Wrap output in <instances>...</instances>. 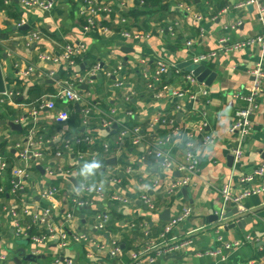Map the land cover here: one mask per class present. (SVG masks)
<instances>
[{
    "label": "crops",
    "instance_id": "1",
    "mask_svg": "<svg viewBox=\"0 0 264 264\" xmlns=\"http://www.w3.org/2000/svg\"><path fill=\"white\" fill-rule=\"evenodd\" d=\"M47 1L53 2L48 12L25 9L20 0H3L4 6L0 8V66L5 91L13 93L0 104V122L22 126L21 131H13L7 124L0 123V141L5 143L0 158L10 171L22 167L14 145L24 140L30 129L35 130L37 147L42 151L40 159L31 160L28 175L22 179V189L16 194L11 193V173L0 177V189L8 186L5 196L0 197V253L6 256L4 264H65L67 259H71L72 264L128 263L131 252L143 248L145 239L140 224L146 223L148 237L159 243L165 224L185 206L192 209L190 217L167 234L166 242L191 238V245L183 251L158 257L153 264H247L249 260L264 264V193L243 200L247 213L237 219L250 217L251 220L230 229L229 225L235 220L221 217L223 205L219 192L220 186L227 182L231 183L234 193L254 185L242 184L239 178L264 163V86L258 97L260 109L252 117L251 132L245 137L230 133L234 112L240 104L236 95L246 92L252 82L250 72L260 59L259 47L227 52L219 45V39L227 37L229 42H235L262 34L264 14L261 23L254 6L237 7L246 0H149L148 3L144 0L143 5H139V0H111V12L102 21L107 32L100 29L86 32L79 13L81 0ZM259 1L264 3V0ZM182 4L188 5V11L180 6ZM197 16L199 20L195 19ZM121 18L126 19V29L145 32V38L123 39L119 33ZM19 23L27 25V29H19ZM31 31H40L41 38L27 46L26 35ZM64 44L85 47V53L76 59L72 69L58 59ZM124 46L131 49L125 52ZM208 52L216 53L203 63L216 74L211 84L206 85L196 78L193 84L185 82L182 74L188 72L178 68V64L192 62L193 57ZM3 54L6 58H2ZM41 55L47 58L41 59ZM158 61L174 64L180 71L170 69L149 88ZM96 63L101 70L78 85L81 103L55 99L54 109L36 108V101L54 93L63 80L75 73L85 74ZM30 68L32 71L24 75ZM50 73H53L51 77ZM116 80H121L123 85L116 86ZM202 84L207 90L205 96L200 92L196 94ZM83 85L87 87L82 88ZM33 88L37 92L31 91ZM183 88L190 90L183 97L172 94ZM194 92L196 96L192 99L189 95ZM84 109H88L86 122H83ZM60 111L68 114L65 123L54 120ZM157 115L171 119L177 132L169 135V125H150ZM105 121L116 123L118 134L112 133L111 127H103ZM123 127L128 131L119 139ZM134 128L139 129L137 144L132 142ZM188 134H192L191 151L198 160V167L188 185L168 196V185L181 176L176 166L183 162L188 150L184 145ZM209 134L215 136V143L204 145L202 139ZM168 135L169 142L158 145ZM74 136H90L89 145H109V154L96 161L115 158L116 163L100 166L93 175H82L83 166L90 160L88 155L79 160L76 151L87 154L92 147H74L61 157L54 156L62 141ZM238 145L241 156L239 160L233 157L229 163L227 157L233 156V149ZM155 150L165 154L164 160L172 164L170 170L163 168L164 160L155 156ZM47 168L53 172L50 174ZM113 180L118 183H112ZM84 182L103 185L105 194H82L80 186ZM42 187L57 189L52 201L40 198ZM147 188L155 202L154 210H149L139 200ZM113 193L127 197L128 204L112 199ZM79 202L83 204L78 205ZM45 206L51 208L54 228L69 233L87 232L91 239L69 243L65 248H60L55 240L41 246L28 242L27 248L18 244L11 211L26 226L32 215ZM233 207H227L224 214ZM166 209L169 210L168 221L160 218ZM101 213L107 214V222L103 230L95 231L93 219ZM68 214L71 217L68 218ZM132 223L134 227L130 226ZM217 227L226 242L249 237L243 246L230 252L228 262H222L221 255L205 254L217 246L214 233ZM112 242L122 250L116 258L107 253ZM99 246L104 248L99 249ZM21 248L27 254L35 248L37 254H31L33 260H24L19 254Z\"/></svg>",
    "mask_w": 264,
    "mask_h": 264
},
{
    "label": "built area",
    "instance_id": "2",
    "mask_svg": "<svg viewBox=\"0 0 264 264\" xmlns=\"http://www.w3.org/2000/svg\"><path fill=\"white\" fill-rule=\"evenodd\" d=\"M82 8L80 9V16L83 18V30L88 32L93 29H100L103 33L107 32V28L102 25V21L104 17L107 16L111 12V0H81ZM126 2L127 0H122ZM144 0H139V5H143ZM20 5L25 9H39L44 12H48L53 8V2L47 0H20ZM181 7H185L184 9L188 11V5L182 4ZM246 6H254L257 12L258 21L262 23L263 14H264V3L259 0H246L240 3L237 7H246ZM199 20L200 17L197 16L195 18ZM126 24V19L121 18L120 20V35L123 39H131L134 41L143 40L146 36L145 32H139L138 30L133 31L130 29H126L124 26ZM239 24V22L237 23ZM23 25V23L17 24L18 27ZM41 38L40 31H31V33L26 35V45L29 46L33 42L39 41ZM187 45L190 46L191 42L188 41ZM219 45L222 46V49L227 52H234L245 47H253L257 45L260 51V59L256 63L255 67L251 70L250 74L252 76V82L246 92L238 93L236 95L239 100V106L236 108L234 112V117L232 124L230 126V133L237 134L240 137L247 136L252 129V117L253 115L260 109L259 95L264 86V32L255 37H249L242 41L229 42V38L221 37L219 39ZM85 53V47L83 44H64L61 48V53L59 56V60L64 62L67 68L72 69L76 65V59L78 57L83 56ZM215 52H208L203 54H198L193 57L192 63L195 64H203L215 57ZM41 59H46L47 56L41 55ZM55 59V60H58ZM170 69H173L176 73H179V69L174 64H169L164 61H158L157 67L155 68L152 76L150 77V81L148 83L149 88H153L155 83L159 82L161 77L168 73ZM99 70H101V66L99 63H96L92 66L85 74L75 73L71 75L69 78L62 81L58 89L48 96H43L36 101V108L42 109H54L55 108V99H66L74 104L81 103L82 97L80 91L78 89V85L84 81L91 79ZM32 71V68L24 72V75H27ZM53 73L49 74L51 77ZM182 79L185 82L193 84L195 82V77L191 73L182 74ZM116 86H122L123 83L121 80H116ZM203 86V84H202ZM187 88H183L179 91H174L172 94L174 96L183 97L186 93H189ZM201 93L203 96L207 95V90L203 86L202 88L196 91L197 93ZM12 92L0 93V104H4L5 100H8L12 97ZM158 96V95H157ZM190 98H195V92L189 95ZM84 120L86 122V116L88 114V109L83 110ZM68 118V114L66 111H60L54 117V120L57 123L66 122ZM21 121V119L16 120ZM113 124V121H105L102 126L105 128H110ZM166 125L170 126L171 131L169 135L177 132L176 126H174L173 121L171 119L165 118L163 116H155L152 119L150 125ZM138 128L133 129L134 138L132 140L133 144H137L139 142L140 136L138 135ZM128 130L123 127L120 132L119 139L127 132ZM167 136L164 141L158 142V145H164L166 142H169L170 136ZM36 134L34 129H30L24 140L21 142L15 143V148L17 149L19 159L22 161V167L12 168L11 173V193L16 194L20 189H22V179L27 177L28 168L31 160H37L42 157V151L37 147V142L35 140ZM204 145H213L215 143L214 135H205L203 137ZM92 138L90 136H74L73 138H67L62 141V143L58 146V148L54 151L55 157H61L64 152L73 150L74 147L84 146L85 144H90ZM185 147L188 149L184 160L182 163L176 166V170L181 174L180 178L172 181L167 187V195L173 194L179 188L188 185L191 182V176L196 172L198 167V160L196 156L192 153L191 148L193 147L192 134H188L186 136V140L184 142ZM109 145L103 144L102 152L97 150H89L87 154L81 150H77V156L79 160L85 158L88 155V159L90 162L92 160L104 159L109 154ZM156 157H162L165 159V154L161 151H154ZM241 156V150L239 145L236 149H233V157L235 160H239ZM104 157V158H103ZM6 162L0 158V177L7 170ZM163 168L165 170H170L172 168V164L164 160ZM48 172L51 174L53 171L50 168H47ZM264 177V163L257 166L251 173L242 175L239 178V182L242 184H254L248 188H244L239 192H233L231 190V183L227 182L220 186L219 192L222 199V210L221 216L226 211L227 207L233 205L237 208L238 215L242 216L247 213V209L243 206V200L251 195L264 193V181L262 180ZM18 181H15V179ZM261 180L259 183L257 181ZM112 183H118L117 180H113ZM149 189L147 188L145 192L141 194L139 200L146 205L149 210H154L156 208L154 199L149 194ZM80 190L84 195L94 194L96 196H102L105 194V187L99 184H91L88 182H84L80 186ZM57 193V189L55 187H42L40 191V198L49 202L52 201L55 194ZM112 199L119 202L120 204H128L129 199L127 197L121 196L117 193L112 194ZM82 202H79L78 205H82ZM192 213V209L189 206H185L181 212L170 219L164 226L162 232L159 234L158 239L159 243H156L155 239H151L148 237V225L146 223L140 224V231L145 239L143 241V248L139 251H133L130 254V261L124 264H153L158 257H165L172 255L176 252H180L189 248L192 243L191 238H184L175 243H167L166 236L170 233V231L178 224L188 219ZM11 217L13 222V227L15 231V236L20 239H28L30 244H34L35 246L45 245L48 242L53 240L56 241L57 245L60 248H65L69 243H81L83 241H89L91 238L87 232H76L69 233L64 229L57 230L54 228V224L51 219V208L49 206H45L37 211L34 215H32L31 222L23 226L19 219L17 218V214L14 211H11ZM67 217H71L70 214ZM107 214L101 213L94 216L92 228L95 231H101L105 228V224L107 222ZM134 227L135 224L132 223L130 225ZM34 230V232L32 231ZM220 227L214 229V233L217 236V246L210 251L205 252V254L213 257L216 255H221L222 262H228L229 254L232 250L240 248L249 240V237H245L246 240H235L231 242H226L223 240L222 236L219 233ZM161 243L163 245H161ZM103 249L104 246H99V249ZM98 249V248H97ZM154 250V251H152ZM121 248L116 242H112L110 244V248L108 250V255L111 258H116L121 254ZM31 254H37L35 248L31 251ZM204 254V253H200ZM91 256V255H90ZM6 261V256L0 253V264H4ZM65 264H72L71 259H67ZM92 264H103L102 262L95 261ZM230 264H237L236 262H230ZM247 264H255L254 260H249Z\"/></svg>",
    "mask_w": 264,
    "mask_h": 264
},
{
    "label": "water",
    "instance_id": "3",
    "mask_svg": "<svg viewBox=\"0 0 264 264\" xmlns=\"http://www.w3.org/2000/svg\"><path fill=\"white\" fill-rule=\"evenodd\" d=\"M19 29L24 30L27 29V25H23L21 27H19ZM131 48L124 46L122 48L123 51L128 52ZM2 58H6L5 54L2 55ZM178 68L185 70L188 73H191L199 82H203L206 85H210L211 82L213 81V79L215 78V73L211 72V70L209 68H207L205 65L203 64H195L192 62H182L180 64H178ZM97 77L99 78L100 76L97 75ZM54 78H57V76H55ZM112 78H114V76H112ZM48 82H52V80H48ZM86 85H83L82 88H86ZM5 91V85H4V78H3V74H2V70H1V66H0V93H3ZM1 124H7L9 126V128L13 131H21L22 130V126L18 123L15 122H5L4 120H1L0 122ZM65 123V122H63ZM117 129V124L113 123L111 126V132L114 133ZM159 160H161V158H159ZM227 160L229 163L232 162L233 160V156H228ZM98 162L100 163V166H103L104 164H110V163H116V159L115 158H111L108 160H98ZM114 174H117V171L114 172ZM119 176H122V174L118 173ZM15 181H18V179L16 178ZM71 181L75 184L76 188L79 189V186H77L76 182L71 179ZM223 219H229V218H233L235 220V222L231 223L229 225V228H234V227H240L243 223L248 222L251 220L250 217L246 218V219H240L238 220L237 218H241L238 215V211L236 207H233L232 210L230 212L225 213L224 215L221 216ZM160 218L162 220H169V210L166 209L160 216ZM215 219H217V216H214ZM24 242H26L28 244L29 240L26 238L23 240ZM19 254L21 256H23L24 260H33V256L31 254H27L24 248H21L19 250Z\"/></svg>",
    "mask_w": 264,
    "mask_h": 264
},
{
    "label": "trees",
    "instance_id": "4",
    "mask_svg": "<svg viewBox=\"0 0 264 264\" xmlns=\"http://www.w3.org/2000/svg\"><path fill=\"white\" fill-rule=\"evenodd\" d=\"M148 1L149 0H146V2L148 3ZM151 1H154V2H158V0H151ZM160 1V0H159ZM3 6H4V4H3V0H0V8H3ZM133 14H135V15H138V13H137V11L135 12V11H133ZM83 19V18H82ZM84 22V21H83ZM154 90H156V88L154 89ZM31 91H35V92H37V90L36 89H34L33 88V90H31ZM0 118H2V116H0ZM123 125H125V124H123ZM123 129V128H122ZM121 129V130H122ZM115 133H117V132H115ZM118 134V133H117ZM85 145H88V146H86V149H89L88 147H92V150H97V151H99V152H102V149H103V144H100V145H98V144H93V145H89V144H85ZM4 147H5V143L3 142V141H0V150L1 151H3V149H4ZM10 172V168H7V170H6V172L5 173H9ZM10 174V173H9ZM123 181V183H124V180H122ZM8 189V186L6 187V189H0V197H3V196H5V194H6V190Z\"/></svg>",
    "mask_w": 264,
    "mask_h": 264
},
{
    "label": "clouds",
    "instance_id": "5",
    "mask_svg": "<svg viewBox=\"0 0 264 264\" xmlns=\"http://www.w3.org/2000/svg\"><path fill=\"white\" fill-rule=\"evenodd\" d=\"M99 168H100V163L94 159L90 163H86L83 166L81 170V174L85 176H90L93 175L95 173V170Z\"/></svg>",
    "mask_w": 264,
    "mask_h": 264
},
{
    "label": "rangeland",
    "instance_id": "6",
    "mask_svg": "<svg viewBox=\"0 0 264 264\" xmlns=\"http://www.w3.org/2000/svg\"><path fill=\"white\" fill-rule=\"evenodd\" d=\"M18 244H20L21 246H24V247H28V244L26 243V242H24L22 239H17V241H16Z\"/></svg>",
    "mask_w": 264,
    "mask_h": 264
}]
</instances>
